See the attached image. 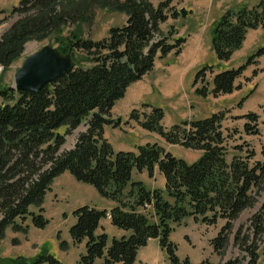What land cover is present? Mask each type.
<instances>
[{
	"label": "trees",
	"instance_id": "1",
	"mask_svg": "<svg viewBox=\"0 0 264 264\" xmlns=\"http://www.w3.org/2000/svg\"><path fill=\"white\" fill-rule=\"evenodd\" d=\"M111 1L126 13L125 22L111 26L98 40L72 34L58 37L68 19L60 13L61 0H20L7 15L0 9V26L6 18L18 17L1 36L0 65L17 59L27 40L50 34L62 44V50H79L90 59L87 66L78 64L34 91L0 88V99L4 100L0 104V241L7 227L25 230L28 219L37 229L49 224L42 203L54 180L67 171L114 201L116 205L109 211L112 224L129 232L111 240L104 232L95 234L107 210L77 207L72 211L75 222L69 235L74 243L86 242L79 264H134L139 248L150 238L158 239L169 263L192 264L188 258H179L178 247L170 239L174 227L189 217L209 226L224 220L210 244L223 256L233 235V246L238 250L236 256L219 263L206 260L201 264H264V201L234 229L236 219L256 203L255 194L263 188L264 160L251 163V152L227 158L222 112L166 127L162 124L165 111L159 106L143 103L149 108L147 112L130 111L129 119L139 127L157 133L169 144L199 151L200 157L191 163L158 142L122 151L115 150L104 136L105 125L118 126L110 111L126 89L151 72L157 58L181 53L185 36L175 35L173 26L164 31L161 25L169 17L183 18L188 12L177 10L173 0H157L156 4L149 0ZM259 27L264 31V0L223 12L211 31V49L218 66L240 49L249 29ZM262 54L264 46L244 64L220 69L214 75L213 65L203 66L192 84L194 94L216 97L240 89L241 85L235 84L237 78ZM207 74L212 75V87L208 83L196 87V79H205ZM245 116L256 124L247 122L245 132L257 134L259 116L254 112ZM83 122L84 130L77 134L74 145L63 149L66 136ZM260 154L264 156V143ZM134 170H146L150 177L158 170L164 177V188H147L144 182L133 179ZM59 245L65 248L66 242L60 240ZM11 264L62 263L41 250L33 258L18 256Z\"/></svg>",
	"mask_w": 264,
	"mask_h": 264
},
{
	"label": "rangeland",
	"instance_id": "2",
	"mask_svg": "<svg viewBox=\"0 0 264 264\" xmlns=\"http://www.w3.org/2000/svg\"><path fill=\"white\" fill-rule=\"evenodd\" d=\"M19 1L20 0H0V4L4 6L7 15L9 14V9L16 6ZM149 1L154 4L157 2V0ZM216 3L219 6L216 15H221L228 9L235 10L239 7H243V5L251 7L257 4L258 0H216ZM61 12H64V16L66 14L68 16L66 18L68 19L61 27L60 35L58 36L60 38L72 34L75 37L84 39H102L107 35L108 29L111 26L123 25L126 18V13L116 9L111 0H61L60 13ZM196 18L195 16L191 21L196 22L198 20ZM6 19L0 26V39L2 34L11 27V24L14 23L18 17H9ZM172 21L173 20H171L170 23H172ZM170 23H168L166 27H163V30L167 31ZM256 43H258L257 46L252 48ZM61 45L62 44L58 42V40L56 41L54 39L53 34L44 38H33L32 40L24 42L19 54L20 56H18L17 59L8 64L0 65V88L3 89V87L7 86L14 87V76L18 67L21 66L23 61L30 56V54L47 46L56 49V51L63 56L68 55V58L74 66L78 64L87 66L89 64L90 59L86 53L79 50H62ZM263 45L264 35H259L257 42L244 44L241 51L236 52L230 61L220 63L219 66L215 53L211 48H207L196 58L188 55H181L178 57L179 54L176 55L171 52L168 57L157 58L155 60L154 69L142 76L137 85H130L131 87L129 88L163 86V88L167 89L170 95L163 97L155 93L153 98H151V104L153 106H159L166 111V117L163 122L168 127L173 123H179L186 119H201L211 116L213 113L222 112L224 117L221 125H223L222 129L227 140V158L230 160L233 154L247 156L248 153L251 152L254 154L250 159L251 163L263 161L264 156L260 154V150L264 143V56L261 57L260 61L257 59L255 64H251L245 69L242 76L239 78L241 87H244H242L240 91L235 89L231 95L220 97L209 95L207 97H199L194 94L192 86L195 81L196 73L203 66L213 65L215 67L214 72L219 69L237 67L245 63L248 56ZM211 76V74H207L205 79H196V87L200 88L204 83H208L209 87H212ZM2 102H4V100L2 101L0 99V104ZM148 102H146V104H148ZM132 110H137V112L144 110L147 112L149 108L143 106V101L138 103L125 102L124 98L118 100L110 111L112 120L118 123V126L110 124L108 127L110 130L109 133L113 134L116 139H118V142L135 148L141 143L158 142L171 154L190 163L196 161L200 157V152L197 150L191 148L186 149L178 144H169L157 133L154 134L145 130L143 127H139L134 120L129 119V114ZM249 112H254L259 115L257 121V134L245 132L244 126L247 122L251 126H256L250 118H246L245 115ZM83 127H85L84 122L80 125L78 130L66 136L63 149L74 145L73 140ZM60 130L62 132L63 128ZM64 175L70 176L72 182L66 181L65 177H62ZM59 177V180H57L53 186V190L56 192L57 197L54 191H50L42 203L44 215L48 219L49 224L45 228L37 229L42 236H45L47 243V248L46 246H40L39 252L41 250H49V253L52 255H56V251L52 246L53 238L51 235L58 230L64 232L68 227L69 213L65 211L73 209V194L79 190H83L77 189V186H86L95 193L98 192L91 185L77 181L74 176L68 172L63 173ZM56 198H58V201ZM255 200L256 203L243 211L239 218L236 219L234 229L241 223H245L247 219L250 218L251 214L259 209L264 201V185L262 190L257 195L255 194ZM35 210L37 209L35 208ZM191 221L192 223H189V226L193 228V234L188 226L177 227L172 234V241L176 244V247H178L177 254L180 255L181 260L188 258L189 262L193 264H201L206 260L212 263H219L221 259H229L236 256L238 250L233 246V235H231L228 240V244L226 245L227 248L223 256L215 253L213 246L210 244V240L217 235L220 227L224 224V220L220 219L217 225L211 226L196 222L192 217ZM26 222L28 226L25 230L15 231L12 227H7L4 233V239L2 240L3 242L0 241V264H11L13 260L18 257H13V255L17 253L15 252L17 249L12 250L10 258L6 255L10 254L8 253L9 248L18 243V237L22 235L26 237L29 227H33L29 219ZM59 231L57 232L58 235ZM187 232H191V234L187 235ZM183 236L185 240L183 242L185 243L181 242ZM59 237L60 236H58V238Z\"/></svg>",
	"mask_w": 264,
	"mask_h": 264
},
{
	"label": "crops",
	"instance_id": "3",
	"mask_svg": "<svg viewBox=\"0 0 264 264\" xmlns=\"http://www.w3.org/2000/svg\"><path fill=\"white\" fill-rule=\"evenodd\" d=\"M217 1H226V0H217ZM172 4L173 5L176 4L175 6H176L177 10L185 8L188 12H187L186 16L183 18H181V17H177V18L169 17L167 19L166 23H163L161 25L162 30H163V27H166L167 24L170 23L171 20H173L172 23H170V25H168V26L174 27V29L176 30L175 35L182 36V37L185 36V38H186V40H185V42L181 48L182 51L178 55V57L181 55H188V56L193 57V58L199 57L207 48H211V34L210 33L214 27L215 22L217 21L218 16L220 15V14L216 15L217 9L219 7L216 3V0H173ZM1 8L4 9V6H2V4H0V9ZM195 16L197 17L196 19H198V20L196 22H192L191 19H193ZM164 31H166V30H164ZM246 33L247 34H246V37L244 39L243 44L241 45L240 49L236 50L233 53V55L236 52L241 51L242 46L244 44H251L253 42H257V40L259 39V35H264V31L262 30L261 27H259L257 29H249ZM257 44L258 43H256V45H253L252 48L257 46ZM169 54H171V53H169ZM232 56H231V58H232ZM262 56H264V54H262L260 56V58H258L259 61H260ZM221 63H225V62H221ZM242 64H244V63H242ZM219 70H215V72L212 75H214ZM211 78H212V76H211ZM239 78H237L235 84H240ZM137 83H138V81L136 83L131 84V86L137 85ZM131 86H129V87H131ZM129 87L127 88L125 95H124L125 102L138 103V102L143 101V103H146L149 101L148 104L153 106L151 104V98H153V95L155 93H158L159 95H161L163 97L170 95V92L167 89L163 88V86H155V87L154 86L153 87L148 86V87H140V88H129ZM242 87H244V86H242ZM242 87L238 90L240 91L242 89ZM193 89H194V87H193ZM234 91L235 90H233L231 92V94ZM193 92H194V90H193ZM231 94L218 95L217 97L227 96V95H231ZM124 98H122V99H124ZM165 117H166V111H165V115H164L163 120H165ZM162 123L164 126H166L164 122H162ZM109 126L110 125H105L103 127L104 128V134H105V137L107 138V140L109 141V143H112L115 150H122V151H126V150L135 151L136 150L137 147L135 148V147L127 146L122 142H118V139H116V137L113 134L109 133V131H110L108 128ZM166 127H168V126H166ZM81 130H84V127ZM74 140H73V143H74ZM141 144H143V143H141ZM141 144H138L137 146H139ZM159 144L162 145L161 143H159ZM132 173H133V179L144 182V184L146 185L147 188H150V189H156V188L157 189L158 188L163 189L164 188V177L158 170L155 171V174L153 177H150L146 170H142V172H138V171L134 170ZM62 177H65L66 181L68 180V182H72V178L70 176L64 175ZM62 177H59V178H62ZM57 178L52 183L51 191H54L53 186L55 185L57 180H59V178L58 179ZM73 186H75V185H73ZM77 189H83V190H79V191L75 192V194H73V196H72L73 201H74L73 209H69L68 211H65L66 213H69V215H68V227L66 228V230H64V232L58 230L60 240H64L66 242V247L65 248L60 247V245H59L60 240H58V236H57L58 231L54 232V234L51 235L53 238L52 246H53V249H55V251H56L55 256L61 261L62 264H79L78 259H79L80 255L84 254V252L86 251L85 250V243H86L85 240L81 243H74L71 236L69 235V227H70V225H72L75 222L74 217L72 216V211L74 209H76L77 207H81L83 205H90V206L95 207L97 209L99 208V209H106L107 210L106 216L103 217L102 220L100 221V224H99L98 228L96 229L95 234H99L101 232H104L106 235H108L109 240L113 239L114 237H122V236H128L129 235L128 231L123 230V229L117 227L116 225L112 224L109 211L113 208V206L116 205L114 201H111L109 199L102 197L99 194V192L96 191L97 193H95L92 189H90L89 187H86V186H82V187L77 186ZM54 194L57 197L56 192ZM56 200L58 201V198H56ZM189 223H192L191 217L186 218L185 220H183V222L181 224L176 225L174 227V230L171 233L173 234V232L175 231V228L180 227V226H188L191 229L190 231L192 232L193 228H191V226H189ZM38 229H40V228H38ZM191 232H187V235H190ZM172 234L170 235L171 241H172ZM192 234H193V232H192ZM184 236H186V235H184ZM184 236L181 239L182 243H185V242H183V241H185ZM26 237H25V235L19 236L18 237V243L12 245L9 248L8 253H10V254L6 255V253H5V255L10 258V255L12 254V250L17 249V250H15V252H17V253H15L13 255V257H16V256H23L24 257V256H26V257L33 258L40 253L39 252L40 246H46V244H47L45 236H42L37 231V228H35V227H29ZM46 248H47V246H46ZM47 251L50 252L49 250H47ZM178 256L180 258V255H178ZM115 264H120V263L115 262ZM134 264H171V263H169V261H168L167 253L165 252V250L159 246L158 239L150 238L147 241V243L145 244V246L139 248Z\"/></svg>",
	"mask_w": 264,
	"mask_h": 264
},
{
	"label": "water",
	"instance_id": "4",
	"mask_svg": "<svg viewBox=\"0 0 264 264\" xmlns=\"http://www.w3.org/2000/svg\"><path fill=\"white\" fill-rule=\"evenodd\" d=\"M68 57L49 46L33 52L18 67L13 88L34 91L63 76L75 67Z\"/></svg>",
	"mask_w": 264,
	"mask_h": 264
}]
</instances>
